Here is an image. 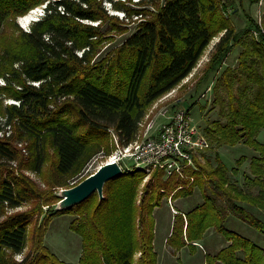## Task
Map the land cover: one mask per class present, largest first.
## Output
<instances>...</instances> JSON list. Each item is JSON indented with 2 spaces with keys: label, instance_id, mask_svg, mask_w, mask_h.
I'll list each match as a JSON object with an SVG mask.
<instances>
[{
  "label": "trees",
  "instance_id": "16d2710c",
  "mask_svg": "<svg viewBox=\"0 0 264 264\" xmlns=\"http://www.w3.org/2000/svg\"><path fill=\"white\" fill-rule=\"evenodd\" d=\"M106 1L122 8L120 0H0V264H135L136 253L137 264H157L155 208L173 191L174 197L189 196L196 188L204 200L185 213L186 222L176 215L169 244L175 250L194 246L214 228L228 244L207 253L205 264H264V247L228 228L224 215L228 210L264 234V220L251 209L264 211V141L258 139L264 129V32L250 16V26L237 30L220 0H139V6L150 5L133 11L123 6L126 19L136 22L128 31L129 22L110 15ZM42 4L44 15L23 30L17 18ZM255 28L258 35H249ZM113 31L126 36L97 56L104 42L114 40L108 35ZM220 32L197 84L217 74L236 44L241 49L237 63L213 81L217 117L202 129L214 154L202 153L204 162L194 156L196 165L184 169L193 181L155 169L143 183L144 169L123 165L105 183L102 199L94 192L69 209L51 210L34 231L32 254L17 261L36 200H58L53 187L69 185L96 155H109L111 133L121 146L134 141L146 109L191 73ZM2 95L15 102L4 105ZM239 143L255 152L244 178L259 188L256 193L231 182L214 150ZM47 163L43 191L25 172L41 173ZM29 201L36 209L7 212ZM63 213L75 215L70 227L81 236L77 263L60 260L44 244L48 221Z\"/></svg>",
  "mask_w": 264,
  "mask_h": 264
},
{
  "label": "rangeland",
  "instance_id": "374dc122",
  "mask_svg": "<svg viewBox=\"0 0 264 264\" xmlns=\"http://www.w3.org/2000/svg\"><path fill=\"white\" fill-rule=\"evenodd\" d=\"M118 1V0H117ZM116 1V2H117ZM139 0H120L119 5L122 8L116 9L114 4L106 1L104 2L105 8L107 9L110 15L117 16L119 20H124L126 23L129 20L126 19L125 12L123 10V6H127L131 11L133 9L144 8V5L136 4ZM163 1V0H158ZM221 2H226L227 8L225 9V15H227L232 23H234L236 29H244L249 27V16L254 21L255 25L259 27L261 32H264V2L261 5L260 0H220ZM123 2V4H121ZM118 3V2H117ZM148 7V6H147ZM152 8V7H148ZM34 9V8H33ZM30 9L26 14L19 16L17 18L18 25L23 30H29L30 25L33 22V19L30 18V12L33 10ZM234 9V11H232ZM28 17V20L25 18ZM132 19H136L137 16H133ZM35 20V19H34ZM97 24V23H95ZM136 22H129L125 25L129 27L128 31H133L135 28ZM106 25V24H105ZM223 32L218 33L213 37L210 44L202 53L198 63L191 71V73L176 87L170 90V93L165 99L160 100V98L156 99L151 105L146 109L144 116L141 121H145L146 117H155L157 113L160 111L162 107L167 104H175L177 107H181L184 109H190V113L193 117L194 122H196L200 128H202L207 121H211L217 117V109L212 108V88L213 81L215 76L222 71L228 65H235L238 61L237 57L241 49L240 44H236L231 50H229L224 58L222 59V68L217 72V74L212 71L210 72L199 84H197V80L201 75V69L205 66L206 62L210 60V56L214 51L215 44L219 41L220 36ZM249 35H258L259 30L257 28L250 30ZM256 33V34H255ZM110 37H113L114 40L110 42H104L101 47L98 55H102L112 44L120 42L126 35H120L117 32H110L108 34ZM248 35V36H249ZM96 56V57H97ZM5 83L4 79L0 77V85ZM188 84L184 90H181V85ZM197 84V85H196ZM167 93V94H168ZM2 101L5 104L15 102L12 98H6V96L2 95ZM163 120L162 117L158 116L157 121L161 122ZM142 128L140 127L139 132L135 139H142L141 133ZM117 136L114 133L110 134V142L113 147L112 152L121 147L120 142L117 141ZM258 139L260 141H264V129L259 133ZM21 146V144H19ZM220 155L221 160L228 167V174L231 182L236 183L241 189H244L246 192L256 193L258 191V187L252 185L250 183H246L244 174L250 172V158L255 154L254 150L243 143H239L235 146H220L214 148ZM111 152V153H112ZM206 155H213L214 151L212 149H205L204 151H200L198 155V159L204 162L205 158L203 157L204 153ZM108 154L106 152H102L96 155L87 165V167L82 171V173L69 182V185L61 186V187H53L54 194L57 195V192L61 188H68L76 185L79 181L93 173L97 168L105 163ZM244 156V160L242 164H238L237 160ZM133 161L125 159L123 165L125 167H133ZM195 164V160H194ZM196 165V164H195ZM196 167V166H195ZM237 169V172L234 171ZM48 163L43 169L41 173H35L31 171H26L27 175H29L38 185V187L45 191L48 190V181L49 175L47 174ZM153 171L146 172V176L144 178L143 183L151 177ZM182 177L190 178V183L193 181L192 176H188L183 172ZM143 185L140 187L142 189ZM141 190L139 192V197L141 195ZM175 191L171 192L168 197H164L162 200V204L155 208L154 218H155V239L154 245L158 254V263L157 264H205V257L207 253L214 254L228 243L222 234L218 233L214 228H209L202 240L196 242V244L182 247L180 250H175L169 244V237L173 230V225L175 222L176 215H183L191 208L195 207L197 204L203 202V196L201 191L196 188V191L192 195L189 196H180L174 197ZM170 196L172 197V204L169 203ZM59 200V199H58ZM58 200L55 198L49 201L48 204H45L43 197L39 200H36L39 203V208H37V213L32 218L29 226H28V238L26 241V247L24 248L22 253L15 254V259L17 261H22L23 258L28 254H32L33 248V235L36 228L41 227L45 223V219L51 210H54L55 205ZM35 201H29L28 203H24L22 206L9 209L7 212H15L22 211L28 209H36ZM173 208L177 211L174 213ZM247 206V205H246ZM251 208V207H248ZM257 216L264 220V211L259 209L251 208ZM225 215V224L228 228L236 230L240 234L250 238L254 242L258 243L260 246L264 247V234L257 231L255 228L249 226L246 222L238 219L233 214H231L228 210L224 212ZM184 217V215H183ZM75 218V215L71 213H63L59 215H54L48 221L47 227L44 233V244L45 247L49 249L51 253H54L60 260L69 263H77L79 257L81 255V236L74 231L71 227V221ZM186 222V220H185ZM184 222V223H185ZM185 228V227H184ZM185 230V229H184ZM34 254V251H33ZM139 253H136L135 260L137 264V258Z\"/></svg>",
  "mask_w": 264,
  "mask_h": 264
},
{
  "label": "built area",
  "instance_id": "2783aa9c",
  "mask_svg": "<svg viewBox=\"0 0 264 264\" xmlns=\"http://www.w3.org/2000/svg\"><path fill=\"white\" fill-rule=\"evenodd\" d=\"M259 2L262 5L264 0ZM44 12L45 4H42L35 7L29 15L38 20ZM170 93L163 95L160 100ZM158 116L163 118L161 122L157 121ZM139 127L142 128V139H135L118 147L107 156L105 163L116 161L123 168L124 160L128 159L146 172L163 169L166 177L182 176L186 167H194V156L210 147L207 136L194 122L191 113L175 104L165 105L153 118L147 116L145 121H140ZM171 199L170 196V204ZM171 207L176 213L172 205ZM183 215L186 220L184 213Z\"/></svg>",
  "mask_w": 264,
  "mask_h": 264
},
{
  "label": "water",
  "instance_id": "95a60500",
  "mask_svg": "<svg viewBox=\"0 0 264 264\" xmlns=\"http://www.w3.org/2000/svg\"><path fill=\"white\" fill-rule=\"evenodd\" d=\"M123 171L122 166L116 161L103 163L76 185L59 189L57 192L59 200L54 207L55 210L69 209L87 199L94 192H97L99 198L102 199L105 183Z\"/></svg>",
  "mask_w": 264,
  "mask_h": 264
},
{
  "label": "bare ground",
  "instance_id": "6f19581e",
  "mask_svg": "<svg viewBox=\"0 0 264 264\" xmlns=\"http://www.w3.org/2000/svg\"><path fill=\"white\" fill-rule=\"evenodd\" d=\"M28 19H29L28 17L25 18V20H28Z\"/></svg>",
  "mask_w": 264,
  "mask_h": 264
},
{
  "label": "clouds",
  "instance_id": "9594fccd",
  "mask_svg": "<svg viewBox=\"0 0 264 264\" xmlns=\"http://www.w3.org/2000/svg\"><path fill=\"white\" fill-rule=\"evenodd\" d=\"M36 20V19H35ZM34 19H33V21H35Z\"/></svg>",
  "mask_w": 264,
  "mask_h": 264
}]
</instances>
